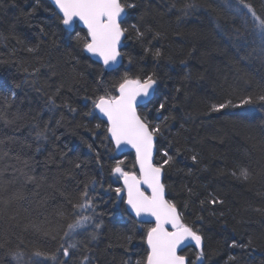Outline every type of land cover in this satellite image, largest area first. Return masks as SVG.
<instances>
[{
    "label": "trees",
    "instance_id": "trees-1",
    "mask_svg": "<svg viewBox=\"0 0 264 264\" xmlns=\"http://www.w3.org/2000/svg\"><path fill=\"white\" fill-rule=\"evenodd\" d=\"M121 2L135 5L121 24L123 61L105 73L77 39L86 32L65 31L47 0H0V264L146 258L151 226L135 222L115 192L117 156L93 102L149 75L154 97L138 113L161 128L155 164L172 157L166 198L202 236L200 264H264V37L243 7L264 20V0ZM120 161L136 171L132 153ZM85 190V214L101 227L73 231ZM181 255L197 264L200 254Z\"/></svg>",
    "mask_w": 264,
    "mask_h": 264
},
{
    "label": "snow or ice",
    "instance_id": "snow-or-ice-1",
    "mask_svg": "<svg viewBox=\"0 0 264 264\" xmlns=\"http://www.w3.org/2000/svg\"><path fill=\"white\" fill-rule=\"evenodd\" d=\"M54 4L62 13V22L65 26L71 25L73 19L78 18L86 27V36L80 37L77 34V39L82 40L83 48L88 53L102 58L105 66L117 61L120 56L119 44L125 32L121 27L120 17L126 8L135 7L134 4L122 3L121 0H54ZM190 7L191 5H186L185 12ZM243 7L251 14L254 22H258L256 27L259 34L264 37V20L257 16L250 5L244 4ZM155 54L159 56L160 52L157 51ZM261 55L264 56V44L261 45ZM155 84L156 80L152 75L143 80L125 78L117 87L119 95H101L93 104L94 108L107 118L106 131L116 146L130 145L135 150L133 167L138 166V171H124L121 167L123 161L117 162L112 169L123 180V188L115 189L117 196L122 191L126 192V204L137 217L147 215L155 219L154 226L146 233L148 246L146 258L138 264H186L185 256L179 255L178 249L189 239L195 242L197 249H201L202 236L183 222L176 204L165 198L162 173L164 166L170 163L172 157L165 152L164 155L168 159H165L163 164L153 163L154 141L161 128L159 125L151 126L137 111L138 98L148 97ZM260 99L264 101V96ZM248 103H251V97L241 101V104ZM225 106V104L213 105L212 110L220 111ZM159 107L163 109L164 104H160ZM71 110L75 111V109ZM192 159L195 161L196 156ZM233 175L237 173L234 172ZM249 177L250 172L247 168L239 170L238 178L248 180ZM210 202L222 203L215 199ZM76 207L80 210L77 215L81 216V219L70 225V230H86L89 226H94L95 229L101 227L99 223H95L92 216L85 214L92 209L87 190L83 193V203ZM233 246H236L235 242ZM63 255H69L67 248H64ZM202 255L201 251L197 259Z\"/></svg>",
    "mask_w": 264,
    "mask_h": 264
},
{
    "label": "water",
    "instance_id": "water-1",
    "mask_svg": "<svg viewBox=\"0 0 264 264\" xmlns=\"http://www.w3.org/2000/svg\"><path fill=\"white\" fill-rule=\"evenodd\" d=\"M49 2V4L51 5V7L56 11V13L60 16V18L62 19V13L59 11V9L55 6L54 4V0H47ZM126 14H127V11L125 9V12L122 13L121 17H120V21H121V24L123 22V20L125 19L126 17ZM62 27L65 31L67 32H70L72 33L75 28H78L80 30H83L87 33V29L86 27L83 25V23L81 21H79L78 18H74L71 25H68V26H65L62 22ZM124 41H125V33L124 35L121 37V41H120V44H119V52H120V56L117 58V61L115 63H111L110 65L108 66H105L104 63H103V60L102 58H100L99 56L97 55H94L92 53H88L85 49H84V52L85 54L91 59L93 60L94 62H96L97 64H99L103 71L105 73H108V72H112V71H115L117 70L121 64H122V61H123V58H122V50L124 48ZM155 86H153V88L150 90V95L148 97H139L138 98V106H137V111L139 110V108L147 103H149L153 97H154V92H155ZM117 95H119L118 91L116 92ZM94 112L95 114L97 115V117L104 121L107 125V118L99 112L98 109H95L94 108ZM108 126V125H107ZM108 139L109 141L111 142L114 150H115V153H116V156L117 157H122L123 155L125 154H128V153H132L133 156H134V162H135V150L133 148H131L130 145H124L122 144L120 147H117L115 142L112 141L108 135ZM156 137H155V141H154V150H153V163L155 164V156H156ZM136 171H138V166L135 168ZM115 175H118L117 173H114ZM120 188H123V180L122 178L120 179ZM162 183H163V173H162ZM119 198H123L124 199V207H125V211L126 213L133 219L135 220V222L137 223H140V224H147V225H151V226H154V223H155V219L154 217H150V216H147V215H143L141 217H137L135 215V213L130 209V207L126 204V199H127V195H126V192L122 191L120 193V195L118 196ZM165 198H166V193H165ZM167 199V198H166ZM178 210V209H177ZM179 212V211H178ZM169 230H171L170 226H169ZM145 247L148 251V246H147V243H146V239H145ZM193 248L194 250H196V252H198L199 254L201 253V251L203 250V247H204V243H203V239H202V247L201 249H197L196 246H195V242L194 241H191L190 239L189 240H186L184 242V244H182L180 246V248L178 249V254L181 255V253L187 249V248ZM201 258L198 259V263L201 262ZM186 264H187V259H186Z\"/></svg>",
    "mask_w": 264,
    "mask_h": 264
},
{
    "label": "rangeland",
    "instance_id": "rangeland-1",
    "mask_svg": "<svg viewBox=\"0 0 264 264\" xmlns=\"http://www.w3.org/2000/svg\"><path fill=\"white\" fill-rule=\"evenodd\" d=\"M117 162H120V159L119 160H117ZM115 175V174H114ZM117 176V175H116ZM119 179H121V177L118 175L117 176ZM202 261V260H201ZM201 263V262H200ZM200 263H198V264H200Z\"/></svg>",
    "mask_w": 264,
    "mask_h": 264
},
{
    "label": "bare ground",
    "instance_id": "bare-ground-1",
    "mask_svg": "<svg viewBox=\"0 0 264 264\" xmlns=\"http://www.w3.org/2000/svg\"><path fill=\"white\" fill-rule=\"evenodd\" d=\"M125 155H123L122 157H117V160H119V159H121V158H123ZM119 175V174H118ZM120 176V175H119Z\"/></svg>",
    "mask_w": 264,
    "mask_h": 264
},
{
    "label": "flooded vegetation",
    "instance_id": "flooded-vegetation-1",
    "mask_svg": "<svg viewBox=\"0 0 264 264\" xmlns=\"http://www.w3.org/2000/svg\"><path fill=\"white\" fill-rule=\"evenodd\" d=\"M196 263H198V261L196 260Z\"/></svg>",
    "mask_w": 264,
    "mask_h": 264
}]
</instances>
